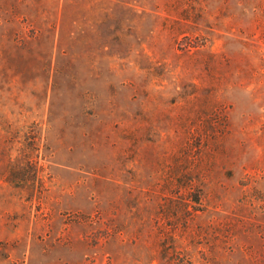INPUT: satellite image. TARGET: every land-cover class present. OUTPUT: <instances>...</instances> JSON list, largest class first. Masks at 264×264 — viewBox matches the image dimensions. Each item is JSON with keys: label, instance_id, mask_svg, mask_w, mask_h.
I'll return each instance as SVG.
<instances>
[{"label": "rangeland", "instance_id": "1", "mask_svg": "<svg viewBox=\"0 0 264 264\" xmlns=\"http://www.w3.org/2000/svg\"><path fill=\"white\" fill-rule=\"evenodd\" d=\"M0 264H264V0H0Z\"/></svg>", "mask_w": 264, "mask_h": 264}]
</instances>
